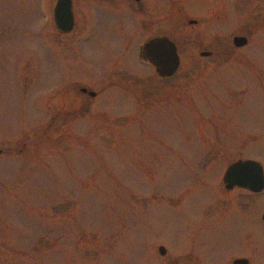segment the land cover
<instances>
[{
    "label": "rangeland",
    "instance_id": "rangeland-1",
    "mask_svg": "<svg viewBox=\"0 0 264 264\" xmlns=\"http://www.w3.org/2000/svg\"><path fill=\"white\" fill-rule=\"evenodd\" d=\"M54 1L0 0V264H167L189 246L203 264L263 263L264 192L227 191L223 175L238 157L264 167V0H173L182 63L169 78L139 55L163 20L108 26L74 51ZM96 1L111 22L133 9ZM200 1L217 7L210 58L185 27ZM75 79L98 97L73 105Z\"/></svg>",
    "mask_w": 264,
    "mask_h": 264
},
{
    "label": "flooded vegetation",
    "instance_id": "flooded-vegetation-1",
    "mask_svg": "<svg viewBox=\"0 0 264 264\" xmlns=\"http://www.w3.org/2000/svg\"><path fill=\"white\" fill-rule=\"evenodd\" d=\"M94 1L95 0H67V4L63 6L62 10L66 12V7H67V10L70 11V14L72 16V28L69 32L63 31L65 26L63 24H60L59 21L57 20V10H58L59 0H55L54 4L52 5V24L54 26V30L59 36L68 35V36L73 37L72 39L73 41L71 42L70 40L69 43L74 51L75 49L77 50L79 49L81 51L83 50V52L88 51L89 49L88 42H90L92 39H95L101 33V31L104 28H107L108 26H110L111 28L114 27V31H116L119 34V33H122L123 30H129L130 28L131 30L135 32L138 31L141 27H145L147 29L153 28L156 26L158 21L163 20L164 25L162 27L158 26L154 31L155 33H153L151 36L146 38L144 40V43H146L147 41L153 38L168 36L171 40L175 42L178 52L180 54L178 41L174 37H172V35L167 34V12H169L170 9H172V7L177 9V11L180 9H184L183 5H181V7H178L174 5L173 0H133L132 11L123 13V14L122 13L118 14V12H116L115 13L116 15L114 16L111 22L106 12L101 14V12H99L97 8L92 7L93 5L96 7ZM96 3L98 7L100 5H105L106 7L115 8V9H119L121 7V4L118 2V0H102V1H96ZM199 5L201 8H197L195 12L191 10V11L184 13V10H183V13L185 15V23L188 24L185 27L187 26L196 27L197 44L199 48L201 49L200 55L203 56L204 58H210V57H213L215 53L217 52L215 48L216 46L212 40L210 41L208 39L204 40V29L210 17L212 16L211 18H214V15H216L217 7L215 6L210 10L208 9L204 11L203 9L204 6H203L202 1H200ZM157 6L160 10H156ZM193 14H196V15H193ZM248 29H249V23L245 25L244 30L240 29L242 31L238 33H235V31L232 32L231 36H233V44H234V38L236 36H246L249 39ZM230 46L232 47L235 46L236 48H242V47H237L235 44L234 46L230 44ZM140 52H139V55H140ZM137 53H138V47H137ZM82 56H83V53L81 54V57ZM180 57H181V63H182V56L180 55ZM87 58L88 56L82 57V59L84 60H87ZM143 61L149 62L147 60H143ZM129 62L130 61H127V63ZM75 84H76V93H75L76 96H74L75 98L73 97L71 100L73 105L75 104L76 99H80L81 97H86V99H89V101L90 99L92 100L98 97L99 93L95 91L90 85H88L87 83H84L81 79H75V81H73V85ZM83 103H85V101H83ZM78 104L81 105L80 102H78ZM72 108L73 110L76 109V107H72ZM248 159H251V158L238 157L236 160L231 162L228 165V167L231 164L239 160L245 161ZM225 173L223 175V184H224L225 190L233 191V190L242 189V190L252 192L251 190L244 188V187H240V186H235L232 189L227 188L226 183L224 181ZM261 192H264V190ZM262 218L264 220V213H263ZM160 247H159V251H160ZM183 249L185 251L184 254H172V253L170 254V252H168L167 264H203V257L201 254H199L198 251H196L195 248H192L189 246V248L183 247ZM237 258H247L249 259L251 263H253L250 258L246 257L245 255H242V256L235 257L233 259L232 264H235L234 261ZM260 264H264V262Z\"/></svg>",
    "mask_w": 264,
    "mask_h": 264
},
{
    "label": "water",
    "instance_id": "water-1",
    "mask_svg": "<svg viewBox=\"0 0 264 264\" xmlns=\"http://www.w3.org/2000/svg\"><path fill=\"white\" fill-rule=\"evenodd\" d=\"M67 0H59L57 10V20L63 24V31L69 32L72 28V16L70 11L64 12L63 6ZM234 43L238 47L247 45L248 38L245 36H236ZM141 56L144 60L151 61L156 67L157 73L161 77H170L174 75L181 64V58L176 44L167 37H158L150 39L141 49ZM227 188L232 189L235 186L247 188L253 192L264 190V168L263 165L253 159L239 160L231 164L224 176ZM162 254L166 253L165 247H160ZM235 264H252L247 258H237Z\"/></svg>",
    "mask_w": 264,
    "mask_h": 264
}]
</instances>
